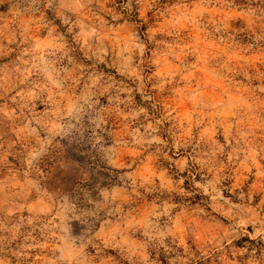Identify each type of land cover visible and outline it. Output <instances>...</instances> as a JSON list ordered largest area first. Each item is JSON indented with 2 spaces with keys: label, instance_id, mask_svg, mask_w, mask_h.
<instances>
[{
  "label": "clouds",
  "instance_id": "9594fccd",
  "mask_svg": "<svg viewBox=\"0 0 264 264\" xmlns=\"http://www.w3.org/2000/svg\"><path fill=\"white\" fill-rule=\"evenodd\" d=\"M0 264H264V0H0Z\"/></svg>",
  "mask_w": 264,
  "mask_h": 264
}]
</instances>
